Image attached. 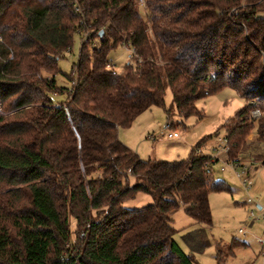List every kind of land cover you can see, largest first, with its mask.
Instances as JSON below:
<instances>
[{"label": "trees", "instance_id": "trees-1", "mask_svg": "<svg viewBox=\"0 0 264 264\" xmlns=\"http://www.w3.org/2000/svg\"><path fill=\"white\" fill-rule=\"evenodd\" d=\"M77 34L63 87L59 61ZM124 43L132 52L113 74L108 56ZM168 88L185 117L236 90L246 106L227 126L228 156L250 135L264 142V0H0V199H15L0 201V264L196 263L174 238L173 215L183 206L212 226L209 196L228 185L198 154L206 139L167 161L144 160L119 137L166 108ZM140 192L154 202L124 206ZM197 231L186 236L191 251L208 242ZM239 242L218 243L219 264Z\"/></svg>", "mask_w": 264, "mask_h": 264}, {"label": "rangeland", "instance_id": "rangeland-1", "mask_svg": "<svg viewBox=\"0 0 264 264\" xmlns=\"http://www.w3.org/2000/svg\"><path fill=\"white\" fill-rule=\"evenodd\" d=\"M142 7L144 3L141 2ZM81 36L77 34L74 39L72 52H67L65 57L59 61V68L62 71L57 75L58 85L71 87V82L65 74L71 73L73 64L77 62L81 47ZM124 45V44H123ZM120 45L111 51L108 59L117 70H122L129 60L131 51L128 46ZM55 101L63 100L62 95H51ZM166 108L171 111V121L176 124L173 127L180 133L178 138H169L165 130L169 122L166 108L154 106L140 114L133 125L123 128L121 135L128 139L132 148L144 160L160 159L175 161L187 159L192 149L201 140L206 139L200 148L202 153L209 155L216 146L218 137H225L228 134V127L232 121L237 122V113L246 106V100L236 90L225 88L224 90L201 99L197 102L199 114L181 116L173 101L170 88L166 92ZM251 115V114H250ZM250 117V116H248ZM255 135V133H254ZM248 145L238 156L243 165L250 168L249 185L246 190L243 186V166H237L236 170L230 165L222 162L214 166V177L225 181L228 189L217 192L213 191L209 196L212 211V226H204L196 223L182 206L173 215V225L177 229L174 236L183 250L195 256V264H219L217 260V243L222 242V247L227 248L234 239L247 242L248 246L237 245L232 254L224 264H264V251L256 242L255 237L263 232V221L261 210L264 209V142L248 137ZM263 154V155H262ZM260 155V156H259ZM234 156H223V161L228 162ZM225 167L222 171L221 168ZM12 203L15 199H0ZM154 202L153 196L149 193L140 192L136 197L125 201L127 208H141ZM257 204L262 209L256 207ZM252 212L254 216L252 217ZM72 229L76 228L75 219H71ZM202 229L204 234L200 239L205 238L208 242L203 247L191 251L186 242V236L190 233L196 234ZM201 231V232H202ZM254 236V237H253ZM228 252H226V255Z\"/></svg>", "mask_w": 264, "mask_h": 264}, {"label": "built area", "instance_id": "built-area-1", "mask_svg": "<svg viewBox=\"0 0 264 264\" xmlns=\"http://www.w3.org/2000/svg\"><path fill=\"white\" fill-rule=\"evenodd\" d=\"M84 39H87V36L89 35V32H82ZM128 46L126 43H124L123 46ZM127 49H129L131 52L132 50L128 46ZM108 69L112 70L113 74H116L118 70L116 69L115 65L111 62L108 64ZM261 116V112L259 109H254L251 112V117L253 119H257ZM165 130L168 132V137L169 138H178L180 137V133L176 131V129L173 128L172 122L169 121L166 126ZM231 150V144L229 142V139L227 136L225 137H218L216 146L212 149V152L208 155L209 156V162L207 166V172L212 174L214 173V166L217 163H224L226 165H230L236 170L237 166H243V172H242V177L246 176L243 180V186L245 187L246 190H249L251 188V185H249V179H250V168L247 167L246 165H243L242 162L240 161L239 158L234 157L232 159H229L228 162L223 161V156L228 155ZM198 154H203L202 150H198ZM205 154V153H204ZM222 171L225 170V167L221 168ZM262 209V208H261ZM254 216V212H252V217ZM259 219H262L263 221V226H264V209L261 210V217ZM257 242L263 247L264 250V230L260 236L256 237Z\"/></svg>", "mask_w": 264, "mask_h": 264}, {"label": "crops", "instance_id": "crops-1", "mask_svg": "<svg viewBox=\"0 0 264 264\" xmlns=\"http://www.w3.org/2000/svg\"><path fill=\"white\" fill-rule=\"evenodd\" d=\"M122 129H123V128H121V129L119 130V137H120V140H121L124 144H126V145L128 144V145H130V146L132 147V145L129 144L128 139H127L126 137H123V136L121 135V130H122ZM128 145H127V146H128ZM128 147H129V146H128ZM131 149H132V148H131ZM132 150H133V149H132ZM256 207L259 208L260 210H261V208H262V206H261L260 204H257ZM263 230H264V226H263ZM253 237H254V236H253ZM256 237H257V236H256ZM256 237H255V240H256ZM239 241H240V242H239L238 245H242V246H248V245H249V244H248L247 242H245V241H241V240H239ZM256 242H257V240H256ZM218 243H220V242H218ZM218 243H217V244H218ZM257 243H258V242H257ZM258 244H259V243H258ZM259 245H260V244H259ZM260 246H261V245H260ZM261 247H262V246H261ZM234 249H235V248H234ZM262 251H264V250H263V247H262ZM233 252H234V250H233ZM232 254H234V253H232ZM232 254H231V255H232ZM231 255H230V256H231ZM230 256H228L227 259H228ZM227 259H226V260H227ZM226 260H225V262H226ZM225 262H224V263H225ZM224 263H223V264H224Z\"/></svg>", "mask_w": 264, "mask_h": 264}]
</instances>
